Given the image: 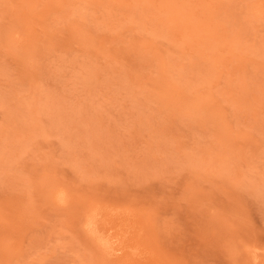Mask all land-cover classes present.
Instances as JSON below:
<instances>
[{
    "label": "rangeland",
    "instance_id": "obj_1",
    "mask_svg": "<svg viewBox=\"0 0 264 264\" xmlns=\"http://www.w3.org/2000/svg\"><path fill=\"white\" fill-rule=\"evenodd\" d=\"M0 264H264V0H0Z\"/></svg>",
    "mask_w": 264,
    "mask_h": 264
},
{
    "label": "bare ground",
    "instance_id": "obj_2",
    "mask_svg": "<svg viewBox=\"0 0 264 264\" xmlns=\"http://www.w3.org/2000/svg\"><path fill=\"white\" fill-rule=\"evenodd\" d=\"M55 191H56V189H54ZM55 191H51V192H55ZM65 192V191H64ZM64 192L63 191H56V193H54L53 195H52V197L54 196V200H56V201H58V202H63L64 200H65V197H64ZM52 194V193H51ZM67 194V193H66ZM66 201V200H65ZM64 201V202H65ZM97 208V207H96ZM99 211V210H98ZM96 214V213H95ZM109 214H111V212L109 213ZM91 215H93V214H91ZM93 217V216H92ZM90 218L89 220H92L93 218ZM88 219H87V222L89 221ZM93 221V220H92ZM92 221L91 222H89V223H91V225L90 224H88V225H90V227H91V229H90V231L92 232V233H95V234H97L98 233V235L97 236H99L100 234H99V232H98V230H96V227H94V222L92 223ZM87 224V223H86ZM97 228H98V226H97ZM111 228H113V227H111ZM89 229V228H88ZM95 236V235H94ZM113 237V236H112ZM97 238V237H96ZM95 238V239H96ZM100 238H102L101 237V235H100ZM103 239V238H102ZM106 239V238H105ZM105 239L104 240H102V241H105ZM112 238H110V240H108L109 241V243H107L108 245H106L105 244V242H104V244L103 245H106V247L104 248V250L105 249H107L108 250V254H110V255H114V254H116L117 252H122L123 251V247L120 245V238L118 239V237L116 238L117 239V241H116V239L115 240H113V241H115L116 242V246L114 245L115 243L111 240ZM98 241H99V239H97ZM122 240V239H121ZM100 242V241H99ZM118 242V243H117Z\"/></svg>",
    "mask_w": 264,
    "mask_h": 264
}]
</instances>
